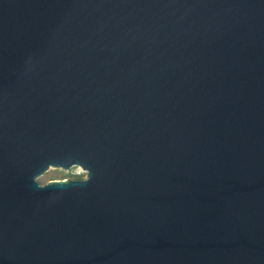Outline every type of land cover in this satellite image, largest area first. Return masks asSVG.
<instances>
[{"label":"water","instance_id":"obj_1","mask_svg":"<svg viewBox=\"0 0 264 264\" xmlns=\"http://www.w3.org/2000/svg\"><path fill=\"white\" fill-rule=\"evenodd\" d=\"M0 264H264V0H0Z\"/></svg>","mask_w":264,"mask_h":264},{"label":"rangeland","instance_id":"obj_2","mask_svg":"<svg viewBox=\"0 0 264 264\" xmlns=\"http://www.w3.org/2000/svg\"><path fill=\"white\" fill-rule=\"evenodd\" d=\"M64 179L84 180L85 173L82 170H69V171L48 170L39 177L37 182L40 185H44L49 181L64 180Z\"/></svg>","mask_w":264,"mask_h":264}]
</instances>
